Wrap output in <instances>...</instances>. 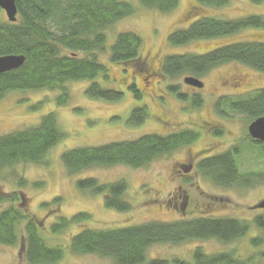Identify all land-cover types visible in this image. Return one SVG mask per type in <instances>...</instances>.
<instances>
[{
	"label": "rangeland",
	"instance_id": "1",
	"mask_svg": "<svg viewBox=\"0 0 264 264\" xmlns=\"http://www.w3.org/2000/svg\"><path fill=\"white\" fill-rule=\"evenodd\" d=\"M122 1L134 4L135 12L108 29L107 45L110 46L120 32H138L143 38L142 55L159 71L161 59L165 55L202 53L238 41H264V29L248 28L226 37L173 46L168 37L176 29L190 25L192 20L187 14L197 4L196 0H179L178 7L170 12L144 8L139 0ZM202 12L225 20L250 14L264 16V1L256 5L251 0H230L226 6L203 7ZM6 19L5 11L0 9V21ZM98 55L110 68V81L102 79L99 83L123 91L124 95L119 101L89 96L86 93L89 80L67 83L65 87L70 99L62 105L58 102L63 94L61 90H13L0 99V135L36 125L51 112L55 113L60 128L66 133L65 138L48 152L43 163H20L0 171V195L13 192L23 195L27 212L39 224L48 244L64 249L63 257L53 264H115L113 259L98 254L73 253L72 239L83 228H120L152 220L172 221L206 215L246 220L250 222V231L245 237L230 243L214 238L157 243L149 248L148 259H167L170 263L174 259L192 260L194 250L202 247L209 254L235 252L241 260L253 256L254 262H264V258L258 254L261 250L252 247L251 243V238L263 234L252 224V219L261 213L253 207L264 200V183L241 180L242 184L233 187H219L205 174L193 171L187 179L177 168L179 163H188L192 155L203 150L209 149L217 154L239 146L236 160L241 175L249 178L255 173H262L264 153L259 146L251 144L247 137L250 119L230 109L226 102L231 103V99L236 100L264 88V72L237 62L225 63L198 77L203 86L197 87L184 81L187 76H195L191 73L169 77L165 82L163 76H147L145 71L147 78L135 80L144 92L143 99L136 100L130 90L121 84L123 72L110 62L109 52H99ZM148 72L152 73L151 70ZM130 80L128 76L127 81ZM167 86H174L176 92H171ZM189 92L204 96L205 101L200 110L188 112L184 101L178 98V93L187 96ZM162 94L166 95V99ZM219 100L224 101L222 107L228 114H216L215 107ZM137 106L148 107L150 115L143 124L130 126L127 119ZM209 127L214 128V131L208 134ZM215 127H221L223 131L217 135ZM188 128H194L200 134L196 143L158 157L140 168L125 164L94 166L70 175L61 159L63 152L80 146L133 140L145 134H167ZM88 178L104 185L125 180L126 199L131 209L117 211L108 208L103 194H91L80 189L77 181ZM38 182H44V185L37 187L35 184ZM57 197L62 198L59 204L53 202ZM8 205L10 203H3L0 211ZM82 211L91 214L89 221L82 224L72 222L60 233L52 232V225L60 218H71ZM24 225L20 227L17 244H0V264H30L25 260L22 250Z\"/></svg>",
	"mask_w": 264,
	"mask_h": 264
},
{
	"label": "trees",
	"instance_id": "2",
	"mask_svg": "<svg viewBox=\"0 0 264 264\" xmlns=\"http://www.w3.org/2000/svg\"><path fill=\"white\" fill-rule=\"evenodd\" d=\"M147 9L170 12L178 7L179 0H139ZM260 5L264 0H251ZM188 11L192 20L186 28L173 31L168 41L180 46L191 41L221 38L243 29H264V16L250 14L238 19L225 20L207 16L203 7H222L230 0H196ZM17 20L0 21V57L24 55V64L0 74V99L13 90H61L58 102L66 104L70 97L66 84L72 81L89 80L86 93L95 99L119 101L124 93L113 87L103 86L99 80L110 81V68L101 61L99 52H109V60L123 72L122 85L126 86L136 100L144 95L138 87L136 77L149 75L175 77L191 73L202 77L212 68L237 62L264 72V41H238L228 43L202 53L165 55L161 59V71L142 55L143 38L135 31L118 33L108 46L107 31L116 22L132 15L136 7L122 0H16ZM1 9V8H0ZM151 70L152 73H149ZM147 71V76H145ZM131 77L130 81L127 78ZM176 92L174 86L168 87ZM181 101L185 94L178 93ZM195 105L201 103L200 95L194 97ZM222 101V100H221ZM231 109L248 115L251 119L264 116V88L231 99ZM148 107H136L128 124L140 125L149 117ZM66 136L60 128L54 112L43 116L39 123L25 129L0 135V171L20 163H43L48 152ZM199 133L181 131L167 136L150 133L137 139L112 141L103 145L80 146L63 152L61 159L70 175L78 174L94 166L110 167L125 164L133 168L148 165L163 155L172 153L184 145L194 142ZM225 152L208 157L198 164L199 170L213 175L222 186L249 182L250 178L239 173L234 154ZM247 178V179H246ZM242 180V181H241ZM24 181V180H23ZM251 181L264 183V170L259 178ZM243 182V183H244ZM24 183V182H22ZM78 186L91 194H103L105 205L117 211H129L126 199L127 182L101 184L96 179H79ZM42 187L44 182L35 184ZM24 196L17 192L0 195V206L10 203L0 211V244L15 245L19 241L20 227L25 223V241L22 247L25 260L30 264H53L64 255L61 246H51L42 236L39 224L27 212ZM25 201V199H24ZM62 198L53 202L59 204ZM254 216L252 224L262 235L252 238L251 243L264 257V209ZM89 212H78L71 218H60L51 230L60 233L70 223L90 220ZM250 222L233 217H195L172 221H147L120 228H83L72 239L73 253L98 254L113 259L115 264H254L253 256L242 259L235 252L209 254L196 248L192 260L148 259L149 248L157 243H181L187 240L216 238L230 243L246 236Z\"/></svg>",
	"mask_w": 264,
	"mask_h": 264
},
{
	"label": "flooded vegetation",
	"instance_id": "3",
	"mask_svg": "<svg viewBox=\"0 0 264 264\" xmlns=\"http://www.w3.org/2000/svg\"><path fill=\"white\" fill-rule=\"evenodd\" d=\"M164 78H165V82H166V79H168L169 77H166L165 75L163 76ZM140 77H136V80H138ZM192 86V85H191ZM139 87V86H138ZM168 87H170V86H167V88ZM140 88V87H139ZM142 90V89H141ZM177 94V93H176ZM186 95V94H185ZM198 95H200V97H201V103L199 102V106L198 105H195V101H194V97H196V96H198ZM164 99H166V95H164V94H162L161 95ZM165 96V97H164ZM204 101H205V98H204V96H202V94H197L196 92H189V93H187V100L186 101H184V104H185V108H186V110L188 111V112H194V111H196V110H200L202 107H203V104H204ZM226 103H228V105H229V107H230V105H231V103H229V102H226ZM224 104V101H221V100H219V101H217V103H216V107H215V112H216V114H218V115H221V114H224V113H226V114H228V112H226V110L225 109H223L224 107H222V105ZM138 107V106H137ZM139 107H144V106H139ZM134 108H136V107H134ZM134 108L132 109V111L134 110ZM230 109H231V107H230ZM233 110V109H232ZM234 111V110H233ZM235 112H237V111H235ZM132 113V112H131ZM131 113H130V115H131ZM238 113H241V114H244V113H242V112H238ZM130 115H129V117H130ZM246 115V114H245ZM246 116H248V115H246ZM129 117H128V119H127V123H128V120H129ZM261 117V116H260ZM248 118L250 119V124L248 125V140H249V142H251V144H253V145H255V146H259L261 149H262V151H263V153H264V141L263 140H260V139H255V138H253L252 136H251V134H250V131H249V126L251 125V123L254 121V120H256L257 118H259V117H257V118H255V119H251L249 116H248ZM147 119H145V121H146ZM144 121V122H145ZM143 124V123H142ZM207 124V126H208V122L206 123ZM129 125V124H128ZM141 125V124H140ZM131 126V125H130ZM133 126V125H132ZM138 126V125H137ZM202 129H204L203 127H202ZM214 129V128H213ZM213 129H210V127H209V129H208V134H209V132L211 133V132H213L214 130ZM215 131L217 132V135L219 134V133H221V131H223V128H221V127H215ZM181 131H193V132H197L198 133V131L196 130V129H194V128H188V129H181V130H176V131H174V132H171V133H163V134H161V133H158V134H160V135H163V136H167V135H170V134H174V133H180ZM199 137H200V134H199ZM199 137H198V139L197 140H195L194 142H191L190 144H188V145H191V144H194V143H196L198 140H199ZM185 146H187V145H184V146H182V147H185ZM181 148V147H180ZM179 148V149H180ZM174 151H176V150H174ZM238 152V153H235L234 154V159H235V161H236V164H237V168H238V171H239V173H241V170H240V168H239V164L237 163V160H236V157L239 155V151H240V148H239V146H235L234 148H231V149H228V150H226V151H224V152H222V153H225V152H232V154H233V152ZM222 153H217V154H213L209 149H206V150H203V151H201V152H199V153H197V154H195L194 156L192 155L190 158H189V161H188V163H179L178 165H177V168H178V170H179V172H182L185 176H186V178L188 179L189 177H188V175H190L193 171H196V172H198V174H205L206 172H204L203 170H199V168H198V164L201 162V161H203L204 159H206V158H208V157H211V156H214V155H218V154H222ZM195 164H196V169H195ZM264 170V169H263ZM263 172V171H262ZM259 174L260 173H255V176H253L254 178H259ZM205 175H207V176H209L210 177V179L213 181V183L216 185V186H219V187H227V186H222V185H220V184H217L215 181H214V177H213V175L211 174V175H209V174H205ZM246 177L248 178V176L246 175ZM246 178V179H247ZM250 179H248V180H250L251 181V177H249ZM235 184H233V186H234ZM233 186H231V187H233ZM6 194H9V193H6ZM257 205V204H256ZM255 207V206H254ZM253 207V208H254ZM256 210H262V208H255ZM195 217H204V218H207V217H213V216H195ZM195 217H193V218H195ZM214 217H216V218H220L219 216H214ZM190 219V218H189ZM238 219V218H237ZM245 237V236H244ZM243 238V237H242ZM254 238V237H253ZM256 238V237H255ZM210 239V238H209ZM214 239H216V238H214ZM252 239V238H251ZM218 240V239H217ZM222 242V241H221ZM252 247H254V248H256L255 246H252ZM197 248H201L202 249V247H197ZM203 251H204V249H202ZM204 252H206V251H204ZM262 258H264V257H262ZM253 263L254 264H264V262H254V260H253Z\"/></svg>",
	"mask_w": 264,
	"mask_h": 264
},
{
	"label": "water",
	"instance_id": "4",
	"mask_svg": "<svg viewBox=\"0 0 264 264\" xmlns=\"http://www.w3.org/2000/svg\"><path fill=\"white\" fill-rule=\"evenodd\" d=\"M0 8L6 12L8 20L15 22L17 20L16 0H0ZM26 60L24 55H6L0 57V74L21 67ZM184 81L192 86L202 87L203 82L194 76H187ZM250 134L255 139L264 141V116L254 120L249 126ZM254 208L264 209V200L255 205Z\"/></svg>",
	"mask_w": 264,
	"mask_h": 264
}]
</instances>
